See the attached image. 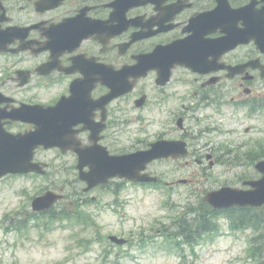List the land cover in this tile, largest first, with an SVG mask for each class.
<instances>
[{
    "label": "flooded vegetation",
    "instance_id": "1",
    "mask_svg": "<svg viewBox=\"0 0 264 264\" xmlns=\"http://www.w3.org/2000/svg\"><path fill=\"white\" fill-rule=\"evenodd\" d=\"M250 34L261 35L259 46L244 42ZM237 41L242 42L235 46ZM0 51V141L5 132L36 127L24 108L59 104L49 123L63 149L53 150L58 157L52 162H70V173L81 157L71 149L74 142L84 162L99 161L97 152L81 150L95 137L112 155L145 150L157 141H185V159L211 166L218 159L210 150L203 158L190 155L192 115L214 105L264 116V0H0ZM130 87L103 102L111 91ZM176 98L179 104L170 108ZM145 109L160 118L134 129L133 114ZM172 112L177 119L170 129L164 119ZM141 132L146 144L135 141ZM123 137L132 141L125 150ZM168 161L178 160L152 164ZM178 183L190 186L191 180ZM54 209L61 213L66 207Z\"/></svg>",
    "mask_w": 264,
    "mask_h": 264
},
{
    "label": "rangeland",
    "instance_id": "2",
    "mask_svg": "<svg viewBox=\"0 0 264 264\" xmlns=\"http://www.w3.org/2000/svg\"><path fill=\"white\" fill-rule=\"evenodd\" d=\"M179 102L176 98L169 107L176 109ZM220 110L210 105L188 121L193 134L189 138L190 155L203 158L206 151L214 153L218 159L215 164L209 167L206 160L198 164L192 157L181 162L154 163L150 171L159 175V189L122 184L118 189L111 185L82 193L84 185L75 181L76 170L66 171L72 166L70 162L67 167L52 162L58 157L55 151L38 154V160L50 165L46 179L7 177L0 183V264H264V241L253 240L249 250V242L256 235L253 230L246 227L233 233L228 227L230 223L243 227L256 215L264 220V208L248 215L233 213L213 218L208 222L210 234L201 235L192 246L172 234L184 226L183 220L192 221L205 210L197 209L207 191L239 186L242 180L256 176L253 163L264 155L262 112L246 116L226 108ZM172 113L164 119L170 129L177 119V113ZM133 115L137 116L134 129L153 123L151 118H160L154 109ZM137 136L138 144L149 142L145 132ZM123 139L125 150L132 141ZM184 178L191 180L190 186L178 184ZM172 182L176 184L165 186ZM45 189L61 191V205L73 215L67 217L57 209L53 220L30 222L16 230L21 224L19 219L31 212V200ZM111 235L128 242L113 245L108 240ZM253 254L258 255L257 260Z\"/></svg>",
    "mask_w": 264,
    "mask_h": 264
},
{
    "label": "water",
    "instance_id": "3",
    "mask_svg": "<svg viewBox=\"0 0 264 264\" xmlns=\"http://www.w3.org/2000/svg\"><path fill=\"white\" fill-rule=\"evenodd\" d=\"M261 39L260 34H250L249 40L259 41ZM246 40V42H248ZM260 41L257 42L259 46ZM55 113L53 109H30L27 110L26 115L36 125V131L27 133L24 135L11 136L6 135L2 141H0V177L8 173H27L35 171L36 168L31 163L33 157V150L39 145L44 144L45 148L51 147L53 140L49 136L51 130V117ZM42 118V120H41ZM49 126L47 127V125ZM67 131H62L60 134H66ZM57 139L60 140L59 136ZM155 144L153 148L146 152H138L132 155L121 157H108L101 163L90 164V171L86 174L80 173V178L88 184L86 191L90 188L98 185L105 184L109 179L118 177L126 178L127 180L135 183L154 182L156 179L151 178L146 174H141V171L145 170L146 165L154 159L167 156L165 149L169 144ZM183 148H184V144ZM175 157L182 156L184 154L179 149H173L170 147ZM182 152V153H181ZM84 164H79L78 168L82 171ZM258 169L264 174V165L258 166ZM253 189L251 191H240L232 189H223L217 192L208 193L205 197V201L214 208H230L233 206H260L264 204V176L262 179L256 182H249ZM58 199L52 193H46L45 195L36 198L32 203V208L36 211L49 209ZM117 244H124L125 241L117 239L115 237L110 238Z\"/></svg>",
    "mask_w": 264,
    "mask_h": 264
},
{
    "label": "trees",
    "instance_id": "4",
    "mask_svg": "<svg viewBox=\"0 0 264 264\" xmlns=\"http://www.w3.org/2000/svg\"><path fill=\"white\" fill-rule=\"evenodd\" d=\"M213 215H214V212L211 213V211L210 212L209 211H205V212L203 211V214L201 215V220H200L201 227H203L202 232L205 233V232L210 231L212 229L211 225L208 224V222H213L212 221ZM185 226H187V227H186V229H183L181 231V234L185 240L184 242H186V244H189L190 246H192L196 242V240L198 239L199 235H197L195 238H192V239L189 238V234H188V232L190 231V230H188L189 225L185 224ZM250 227H252L253 230L259 232L258 236L255 238V241L261 240L263 242L264 241V227L261 224L258 227L252 226V225H250ZM235 228H236V226L234 227V229ZM254 256H255V258H257L258 255H254Z\"/></svg>",
    "mask_w": 264,
    "mask_h": 264
}]
</instances>
